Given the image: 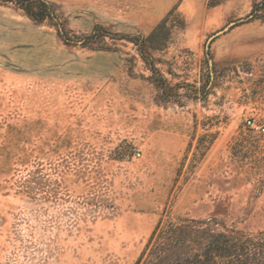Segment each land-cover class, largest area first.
I'll return each mask as SVG.
<instances>
[{
	"label": "rangeland",
	"instance_id": "obj_1",
	"mask_svg": "<svg viewBox=\"0 0 264 264\" xmlns=\"http://www.w3.org/2000/svg\"><path fill=\"white\" fill-rule=\"evenodd\" d=\"M39 1L0 3V264H136L157 224L264 213L262 0Z\"/></svg>",
	"mask_w": 264,
	"mask_h": 264
},
{
	"label": "trees",
	"instance_id": "obj_2",
	"mask_svg": "<svg viewBox=\"0 0 264 264\" xmlns=\"http://www.w3.org/2000/svg\"><path fill=\"white\" fill-rule=\"evenodd\" d=\"M0 3L14 4L37 23L56 17L39 0ZM259 5L264 8V0ZM250 222L263 226L250 228ZM136 264H264V213L179 219L164 229L157 224Z\"/></svg>",
	"mask_w": 264,
	"mask_h": 264
},
{
	"label": "built area",
	"instance_id": "obj_3",
	"mask_svg": "<svg viewBox=\"0 0 264 264\" xmlns=\"http://www.w3.org/2000/svg\"><path fill=\"white\" fill-rule=\"evenodd\" d=\"M247 125L253 129L254 131H257L258 133H263L264 134V125H257V123L248 120Z\"/></svg>",
	"mask_w": 264,
	"mask_h": 264
},
{
	"label": "water",
	"instance_id": "obj_4",
	"mask_svg": "<svg viewBox=\"0 0 264 264\" xmlns=\"http://www.w3.org/2000/svg\"><path fill=\"white\" fill-rule=\"evenodd\" d=\"M235 24H231L228 28H226L225 30H223L222 32L218 33L217 35H215L213 38L217 37L220 34H223L225 31H227L231 26H234Z\"/></svg>",
	"mask_w": 264,
	"mask_h": 264
}]
</instances>
